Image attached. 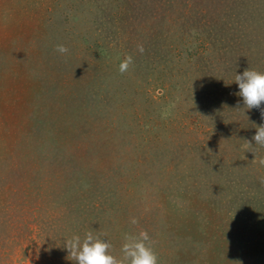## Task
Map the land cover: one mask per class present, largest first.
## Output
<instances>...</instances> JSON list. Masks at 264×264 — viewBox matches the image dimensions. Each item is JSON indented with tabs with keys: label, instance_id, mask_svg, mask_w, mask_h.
<instances>
[{
	"label": "rangeland",
	"instance_id": "obj_1",
	"mask_svg": "<svg viewBox=\"0 0 264 264\" xmlns=\"http://www.w3.org/2000/svg\"><path fill=\"white\" fill-rule=\"evenodd\" d=\"M249 67L264 0H0V264H74L87 231L120 256L140 230L158 264H264Z\"/></svg>",
	"mask_w": 264,
	"mask_h": 264
},
{
	"label": "clouds",
	"instance_id": "obj_2",
	"mask_svg": "<svg viewBox=\"0 0 264 264\" xmlns=\"http://www.w3.org/2000/svg\"><path fill=\"white\" fill-rule=\"evenodd\" d=\"M56 51L65 54L69 49L64 44H58ZM140 51H143V46H140ZM131 63L132 56L129 55L120 62L119 71H128ZM234 81L238 85L236 95L242 98L243 106L246 109H258L261 119L264 120V71L249 67L243 72H237ZM255 128L252 137L254 146L264 147V123L257 124ZM249 144L253 145L250 141ZM137 223V218L132 217L131 224ZM62 247L74 264H158V256L147 230L124 233L120 256L110 251L112 245L108 239L92 231L83 235H65Z\"/></svg>",
	"mask_w": 264,
	"mask_h": 264
}]
</instances>
